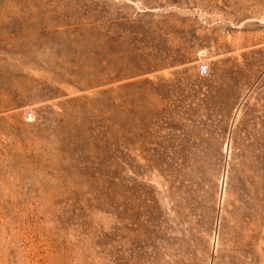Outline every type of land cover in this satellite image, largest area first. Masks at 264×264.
I'll return each mask as SVG.
<instances>
[{
    "label": "rangeland",
    "instance_id": "obj_1",
    "mask_svg": "<svg viewBox=\"0 0 264 264\" xmlns=\"http://www.w3.org/2000/svg\"><path fill=\"white\" fill-rule=\"evenodd\" d=\"M0 264H264V0H0Z\"/></svg>",
    "mask_w": 264,
    "mask_h": 264
},
{
    "label": "built area",
    "instance_id": "obj_2",
    "mask_svg": "<svg viewBox=\"0 0 264 264\" xmlns=\"http://www.w3.org/2000/svg\"><path fill=\"white\" fill-rule=\"evenodd\" d=\"M208 71H209V66H208L207 63H205V62L199 63V65H198V73H199V75L204 76V75H206L208 73ZM33 118H34V113L32 111H28L26 113V119L27 120H32Z\"/></svg>",
    "mask_w": 264,
    "mask_h": 264
}]
</instances>
